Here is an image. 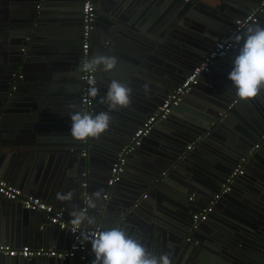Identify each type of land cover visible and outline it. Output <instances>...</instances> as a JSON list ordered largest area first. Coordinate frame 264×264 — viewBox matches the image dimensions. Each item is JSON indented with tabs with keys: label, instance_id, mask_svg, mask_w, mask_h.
<instances>
[{
	"label": "crops",
	"instance_id": "1",
	"mask_svg": "<svg viewBox=\"0 0 264 264\" xmlns=\"http://www.w3.org/2000/svg\"><path fill=\"white\" fill-rule=\"evenodd\" d=\"M102 1H104L103 6L105 7L107 0ZM127 1L129 2H127L128 6L148 5L135 18L141 14L147 17L146 23L151 20V24H161L163 25L162 28L170 26L169 30H172L174 34L175 32L179 33L180 37L184 38V42L193 50L194 47H198L196 48L198 54L194 60L199 63V61H203L202 59L208 55L217 42H209L212 35H229L234 29L236 20L250 15L263 0H155L153 3H150L151 0ZM45 2L49 7L53 1L48 0ZM138 21L142 23L140 18ZM256 24L264 25V13L259 16ZM95 31L91 38L92 45H97L92 49L93 57L112 56L110 49H107V47L111 48L113 41L105 37L102 30L95 29ZM214 32L219 34L215 35ZM4 34L5 32L0 31V70L3 65L2 59L5 62L2 56L5 47L1 44L2 35ZM106 41L110 43L109 46L105 45ZM238 48L239 45L236 44L227 58L219 60L212 72L201 78L202 81L194 90L195 95L189 98V103L180 104L182 106L179 108L182 107L183 111H195L197 105L205 104L207 98L213 100L219 106H221L219 103L226 106L229 104L224 102V100H229V94L225 92H229L234 88L227 82V75L231 70L233 58L237 54ZM167 54L166 52L165 55L167 56ZM160 60H163V57H160ZM124 63H118L115 67L122 74H127L131 68H135L130 63ZM33 65H36V63ZM39 65L42 66L41 63ZM41 68L46 69L47 67L43 64ZM136 73L137 71L134 72V75L137 79L133 78L134 81L125 82L132 89L131 104L127 108L119 109L117 114L112 115L111 112L114 111H109L108 105L102 103L101 100L106 95L110 82L115 79L114 77H118L100 71L99 75L101 76L98 78L97 85L99 95L95 99V114L109 112L111 117L109 130L99 138H90L91 159L89 163L87 162L85 165L84 161H81L84 158L81 154L83 151L73 152V155H76L74 161L69 160L66 163L65 170L70 171L73 175L80 170L78 179L73 180L72 177L71 180H68L60 177L44 185L40 191L33 189V192L38 193L36 196L42 198L57 210L63 211L65 220L70 223L69 212L72 208L86 207L85 193L87 192L91 196L102 189L103 198L97 203V208L89 210V215L96 217L97 224L89 226L84 223L82 225L90 228L118 226L134 238H136L137 231H143L152 238L156 256L169 255V246L174 244V239L179 240L181 233L182 241L185 239L184 242L188 243L192 241L194 232L198 231L196 236L199 237V240L195 243L196 245L202 244L205 246L208 242V236L211 235V232L214 234V230L222 229L236 233L234 227L238 225L249 232L250 236L240 234L237 237L238 240H223V242L232 241L233 246L239 252L243 248L256 252L259 260L258 264H264V134L259 138L256 137L252 145L247 143L249 137H246L249 136L248 125L253 127L256 119L264 116V90H261L250 107L236 110V114L231 115L228 123L222 122L223 124H221L220 122L216 126L212 125L207 131L204 130L205 133L201 132L203 138L200 137L201 140L198 143H190L197 135H193L189 140L180 141L178 133H181V131L178 122L181 117L175 109L169 120L158 123L152 133L144 139L141 147L128 157L124 172L126 179H124L123 185H117L115 190L109 188L108 180L111 167L116 162L119 151L129 144L135 132L134 130L141 126L145 119L153 114L158 107L157 105L152 110H146L148 99L157 92L153 87L146 86L142 76ZM78 80L80 81V78ZM152 85L157 87L156 83ZM29 87L27 85V88ZM57 87L65 88L66 84ZM70 87L67 86L62 94L47 93L48 98L45 103L55 101L62 103L64 106L63 111L59 113L54 112L51 108L47 109L48 119L39 123L46 130L43 132L39 130L40 134H47L50 138L57 135L56 138L59 139H73L70 135V113L80 110L81 83L80 85L75 84L72 88ZM72 105H75V109ZM174 114H177V117ZM185 114L188 115V112H185ZM9 117L13 118L14 116ZM130 117L136 120L138 125L132 128L130 137L128 133L119 135L122 125H130L127 122ZM7 130L12 131L9 127H7ZM19 137H16L17 141H20ZM256 145H260V147L256 149ZM189 146H192V149H188ZM250 147L252 155L253 152L258 153L256 154L257 158L253 157L246 160V175L236 181L231 194L224 197L215 206L208 221L200 224L199 228L193 231V215L204 211L211 202L212 197L218 193L220 183L228 176L233 157L242 155L241 151L246 150L247 152V148ZM80 148L83 147L80 146ZM9 149L10 147H2L0 151V176L15 185L11 180L15 172V165L11 163V161H14V157ZM183 152L187 155L184 162L180 156ZM243 159L246 158L243 156ZM79 165L81 168H79ZM145 173L152 175L146 176ZM85 174H87V179L84 176ZM144 177L160 178L156 186L158 190L155 191L153 187L147 186L139 192L137 182L142 181ZM85 181L88 182L87 190L82 186ZM186 184L190 185L191 189ZM15 186L28 192L26 186ZM183 188L187 192L182 194ZM69 192L73 194V199L70 202L61 201L57 198L58 193L66 194ZM105 194L108 195L107 199L104 198ZM185 194L189 195L188 198ZM145 195H147V200L143 202ZM191 197H194V199L190 200ZM136 203H142L143 205L141 204L142 206L138 208ZM131 205H136L135 213H133L134 209L130 207ZM103 210L106 211V221L104 220L106 226L101 224L102 219L99 216ZM42 218L24 213L21 207L17 208L13 218L0 214V246L11 245L15 248L29 246L35 249L54 250L69 249L72 243L71 235L61 233L56 226L47 224L44 218L43 226L46 229H44V232L43 228L39 230L36 221L42 222ZM48 228L49 231H46ZM256 228H258L257 231ZM184 232H190V235L186 236ZM239 255L242 257L241 259H244V262L242 260V262H238L239 264H251L249 261H252V258L255 257L254 254H250V256ZM224 258L229 259L224 254L221 259L218 256L214 257L213 259H216L214 264H230L226 263ZM89 259L91 260V258ZM92 259L95 260L93 253ZM0 264L37 263L31 260L25 261L24 259H10L0 256ZM45 264H58V262L47 261Z\"/></svg>",
	"mask_w": 264,
	"mask_h": 264
},
{
	"label": "water",
	"instance_id": "2",
	"mask_svg": "<svg viewBox=\"0 0 264 264\" xmlns=\"http://www.w3.org/2000/svg\"><path fill=\"white\" fill-rule=\"evenodd\" d=\"M45 1L48 0H0V31L5 32L1 40L2 46L5 47L4 53H2L5 62L2 59L3 65L0 70V151L2 147H10L9 150L14 157V161H11V163L15 165V172L13 179H11L12 182L21 187L26 186L25 188H27L28 192L23 190L24 193L35 195L38 193L33 192V189L40 191L44 185L60 177L68 180H71L72 177L73 180L79 178L80 170L74 175L70 171L65 170L66 163L69 160L74 161L76 157V155H73V152H84L87 148L88 155L87 157L83 156L84 160L82 159L81 161H84L86 165L91 159L90 145L86 147L83 142H78L74 139H59L56 138L57 135L50 138L49 135L40 134L39 131L43 132L46 130L39 123L48 119V108L53 109L56 113L63 111L64 105L62 103L55 101L45 103L48 98L47 93L62 94L67 86H71L70 88H72L75 84L80 85L81 83L78 80L80 78L78 69L80 68V51L82 47L83 0H49L50 2L53 1L49 7H47ZM153 1L155 0H151L150 3H153ZM127 2V0H107V5L104 7V1L94 0L97 14L95 29L102 30L105 37L113 41V46L111 48L107 47V49H110V53L117 58L118 63L125 64L124 62H126L135 67L131 68L127 74H122V72L115 68L112 72H109L110 74L117 75L119 79L114 77L115 80L122 83L129 82V80L134 81L133 78H136L134 72L137 71L136 74L142 76L145 85L155 89L157 93H154L148 99V103H146V110H152L157 105L159 107L163 100L206 57L202 59L203 61L197 63L194 59H196L195 56L198 54L196 50L198 47H194L193 50L192 47L184 42V38L180 37L179 33L175 32L174 34L172 30H169L170 26L162 28L163 25L161 24H151V20H148L146 23L147 17L141 14L135 18L148 5L140 7L128 6ZM139 18L142 23L138 21ZM213 34L219 33L214 32ZM225 37V35H212L209 42H218ZM203 43L207 44L206 42ZM105 45L109 46L110 43L106 41ZM95 46L97 45H92L91 40V49ZM166 52L168 53L167 56L165 55ZM160 57H163V60H160ZM34 63L36 65H33ZM40 63L42 66L45 64L47 68L42 69V66L39 65ZM20 75L22 76L21 79L16 78V76ZM100 76L98 75V78ZM227 82H229L228 79ZM153 83H156L157 87L153 86ZM62 84H66V87H57ZM27 85L30 87L27 88ZM198 85L183 97L181 104L189 103V98L195 95L194 90ZM225 93L229 94V100H224L225 103H229L227 106L223 103H219L221 104L219 106L213 100L207 98L205 104L197 105L195 111H183L182 107L179 108L182 105L176 108L177 113L181 117L178 122L181 131V133H178L180 141L189 140L193 135H197L194 136L195 138L190 143H198L201 140L199 138H203L201 132L207 131L212 125L216 126L220 122L221 124H223L222 122L228 123L231 115L236 114V110L250 107L254 103L255 98L252 100L238 99L235 89ZM236 100L238 101L237 104L233 105ZM94 110L96 111L95 107ZM118 111L119 109L111 112V114L115 115ZM185 112H188V115ZM9 116L14 117L11 118ZM174 116L177 117V114H174ZM9 121L11 122L10 124L8 123ZM127 122L130 125H122L119 135L128 133L130 137L132 128H135L138 123L131 117L127 119ZM254 123L253 127L248 125L249 129H247L249 131V136H246L249 137V142L247 141V143L250 145L254 144L256 137L259 138L264 134V116L258 117ZM7 127L11 128L12 131H8ZM17 136H20V141H17ZM80 146L83 148H80ZM247 150V152L246 150H242V155H235L233 157V163L231 162L228 176L236 165L242 161L243 156L246 160H250L253 157L257 158L256 154L258 152H253L252 155L251 147L247 148ZM18 155L19 158L17 159ZM180 156L183 162L186 161L187 155L185 152ZM239 156L242 157L239 159ZM79 168H81L80 165ZM145 174L146 176L152 175ZM228 176L224 179L225 181ZM244 176L237 178L235 182ZM124 179H126V174L123 175L122 181L117 185H123ZM159 180L160 178L157 177H144L142 181L137 182L138 191L144 190L147 186L153 187L157 191L156 186ZM224 180L219 185V191L225 183ZM234 184L232 185V190ZM117 185L109 188L116 190ZM186 186L191 189L190 185L186 184ZM185 190L183 188L182 194L187 192ZM230 194L224 195L216 203V206L224 197ZM185 196L188 198L189 195L185 194ZM146 198H144L143 202L147 200ZM138 204L136 203L138 208L143 205L142 203V205ZM136 205L130 206L134 209L133 213L136 212ZM19 207L24 210V213L43 217L48 224L43 212L26 210L19 202L10 201L0 195V214L13 218ZM83 208L85 207L81 209ZM105 215V210L99 214L103 226H106ZM43 218L42 222L37 220L36 224L37 228L39 230L43 228L44 232L46 227L43 226ZM96 222L95 217L94 225L97 224ZM53 226L55 227V225ZM56 227L61 233L70 234L68 230H61L58 226ZM101 229L105 228L101 227ZM234 230L236 233L222 229L214 230L216 236L211 232L212 236H208V242L205 246L202 244L196 245L195 243L199 240V237L196 236V232L198 231L194 232L192 241L188 242L189 244L184 242L185 239L182 241L181 233L179 240L174 239V244L169 246V256L171 257L172 264H214L216 259L213 258L218 256L221 259L223 254L229 258H224L226 263L230 264H239L238 262H242V260L244 262V259H241L242 257L239 254H242V256L254 254V259L252 258V261L249 262L251 264H258L259 260L256 252H251L247 248H243L239 252L233 246L232 241L223 242V240H238L237 237L240 234L249 235V232L238 225L234 227ZM257 230L258 228H256ZM46 231H49V228ZM185 234L189 236L190 232H184ZM135 237L141 241L150 253L155 255V247L150 236L143 231H137ZM90 258L91 260L89 259L88 263L78 259L58 260L41 258L31 259V261H35L37 264H45L47 261H56L58 264H93L92 254Z\"/></svg>",
	"mask_w": 264,
	"mask_h": 264
},
{
	"label": "clouds",
	"instance_id": "3",
	"mask_svg": "<svg viewBox=\"0 0 264 264\" xmlns=\"http://www.w3.org/2000/svg\"><path fill=\"white\" fill-rule=\"evenodd\" d=\"M233 42L239 45L233 58L232 67L227 75L231 86L240 100H252L264 90V25L249 24L242 32L234 36ZM118 60L115 56L85 57L80 64L79 72L95 74L98 71L112 72ZM89 85L84 99H94L99 95L93 78L87 80ZM132 89L118 80L113 79L106 95L101 102L108 105L109 111L127 108L131 104ZM75 109V105H72ZM70 135L78 142H86L90 138H99L109 130L111 117L109 112L92 115L80 110L70 113ZM231 193V192H230ZM61 201L70 202L71 192L57 194ZM103 198V190H98L86 199V207H73L69 212L73 233L80 230L81 225L95 224V218L89 215V210L97 208V203ZM79 240L91 245L95 260L93 264H172L168 254L159 256L150 253L140 240L132 237L118 226H112L100 231H80Z\"/></svg>",
	"mask_w": 264,
	"mask_h": 264
},
{
	"label": "built area",
	"instance_id": "4",
	"mask_svg": "<svg viewBox=\"0 0 264 264\" xmlns=\"http://www.w3.org/2000/svg\"><path fill=\"white\" fill-rule=\"evenodd\" d=\"M188 1V0H185ZM264 13V1L254 10L250 15L239 19L236 21V28L232 30L229 35L224 39H220L216 42L214 48L208 53L204 61L196 66L189 74L184 81L173 90L158 107V109L151 114L144 123L137 128L134 132L130 142L126 145L118 154L116 162L113 164L110 172V177L108 180V186L114 187L120 183L123 179L125 172L126 164L128 157L135 152L141 145L145 138H147L154 127L161 122L169 120L173 111L180 106L182 103L183 97L192 91L199 83L203 76L210 74L219 60H222L227 57V55L235 47L233 42L234 36L237 34H242L243 30L249 24H256L260 15ZM97 21V14L94 0H83L82 8V47L80 54V64L81 61L87 57L92 58V49H91V38L92 33L95 30ZM99 72L92 74L91 77L89 74L80 73V82H81V91H80V111L95 115V99L89 98V101L84 99L86 91L89 87L87 80L93 78L96 81V87L98 85V75ZM16 78L21 79L22 76H16ZM15 89V87H14ZM237 100L233 105L237 104ZM200 139V138H199ZM86 147H89L90 139L86 142H83ZM260 145H256L258 149ZM188 149H192V146H189ZM84 157H87L88 152L87 148L82 153ZM246 159H242L239 162L232 173L228 176L225 183L222 185L221 190L214 196L213 200L209 205L200 213L193 215V225L192 230L195 231L199 228L200 224L208 221L210 215L213 213L216 203L224 196L229 194L232 191V185L235 180L239 177L245 175L246 172ZM87 179V174L84 175ZM85 190L88 188V182L85 181L82 185ZM0 195L4 198L19 202L24 209L30 210L33 212H43L46 216V221L51 224L58 226L61 230H68L72 236V243L69 249L67 250H54V249H35L29 246H23L20 248H15L11 245H1L0 246V256L10 258V259H78L80 261L88 263L91 252V245L87 242L81 243L79 240L80 231H100V227L90 228L84 225H81L80 230L73 233V226L65 220L64 212L57 210L54 206L48 204L42 198L36 195H27L22 189L16 187L9 181L5 180L0 176ZM89 197L88 193H85V203L86 199ZM147 195L144 196L146 198ZM104 198L107 199L108 195L105 194ZM194 197H191L190 200H193ZM191 240V239H190Z\"/></svg>",
	"mask_w": 264,
	"mask_h": 264
},
{
	"label": "flooded vegetation",
	"instance_id": "5",
	"mask_svg": "<svg viewBox=\"0 0 264 264\" xmlns=\"http://www.w3.org/2000/svg\"><path fill=\"white\" fill-rule=\"evenodd\" d=\"M81 52V51H80ZM81 54V53H80Z\"/></svg>",
	"mask_w": 264,
	"mask_h": 264
}]
</instances>
